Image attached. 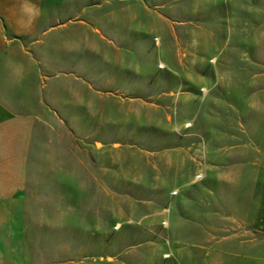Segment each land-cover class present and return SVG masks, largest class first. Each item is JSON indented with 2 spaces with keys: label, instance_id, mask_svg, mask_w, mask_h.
Here are the masks:
<instances>
[{
  "label": "rangeland",
  "instance_id": "obj_1",
  "mask_svg": "<svg viewBox=\"0 0 264 264\" xmlns=\"http://www.w3.org/2000/svg\"><path fill=\"white\" fill-rule=\"evenodd\" d=\"M0 15V100L34 119L0 264L264 263L243 222L264 180V0H0Z\"/></svg>",
  "mask_w": 264,
  "mask_h": 264
},
{
  "label": "crops",
  "instance_id": "obj_2",
  "mask_svg": "<svg viewBox=\"0 0 264 264\" xmlns=\"http://www.w3.org/2000/svg\"><path fill=\"white\" fill-rule=\"evenodd\" d=\"M6 46L5 20L0 15V52ZM33 128V117L13 112L0 100V204L20 197L26 189ZM243 222L264 239V180L253 195Z\"/></svg>",
  "mask_w": 264,
  "mask_h": 264
}]
</instances>
